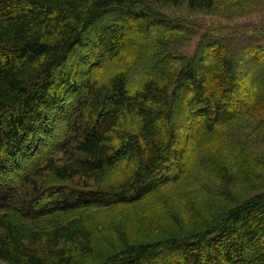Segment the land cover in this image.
Here are the masks:
<instances>
[{"label": "trees", "instance_id": "1", "mask_svg": "<svg viewBox=\"0 0 264 264\" xmlns=\"http://www.w3.org/2000/svg\"><path fill=\"white\" fill-rule=\"evenodd\" d=\"M239 5L0 0V264H264V30L181 48Z\"/></svg>", "mask_w": 264, "mask_h": 264}, {"label": "rangeland", "instance_id": "2", "mask_svg": "<svg viewBox=\"0 0 264 264\" xmlns=\"http://www.w3.org/2000/svg\"><path fill=\"white\" fill-rule=\"evenodd\" d=\"M239 2V7L236 6V9L231 12H224L221 14H197L188 17L193 22L192 26L190 24L188 26L194 29L195 34L192 36L193 40L190 39L189 42L187 41L184 46L181 47L183 48L182 51L186 53H194L201 34L208 30L213 32L215 35H230L233 33L250 34L254 30H256L254 31V34L261 33L262 30H264V0H239ZM170 15L173 18H179L177 17L178 15L183 16L179 12L174 13L172 11L170 12ZM50 124L53 129L52 131H55L56 134H60L65 128L63 122L60 120L56 122L52 120ZM253 189L254 187L250 185L243 187L238 192V195H240L241 198H248L255 194V192L252 191ZM191 198L194 203L201 206V195H192ZM180 203L177 202V206L179 208L183 205ZM163 210L164 206H161L159 202L152 204L146 203L143 209L138 210L137 212H121V217L125 220V222L129 221L133 225L137 223L138 227H142L141 232L144 233L145 228L147 229L148 225H150L149 222L157 223L160 220L161 222L163 221V216H166ZM90 213H93V211H90ZM114 217L117 218L120 217V215H114ZM49 219L51 218H47V220Z\"/></svg>", "mask_w": 264, "mask_h": 264}]
</instances>
